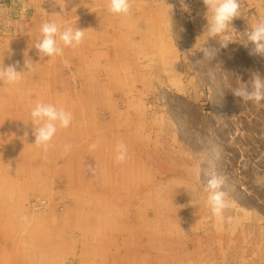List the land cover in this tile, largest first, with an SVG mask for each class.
Returning a JSON list of instances; mask_svg holds the SVG:
<instances>
[{"label": "rangeland", "instance_id": "1", "mask_svg": "<svg viewBox=\"0 0 264 264\" xmlns=\"http://www.w3.org/2000/svg\"><path fill=\"white\" fill-rule=\"evenodd\" d=\"M240 11L235 41L208 59L202 0H130L126 16L106 0H0V68L24 71L0 82V264H264V105L231 92L264 78L244 44L264 0ZM48 21L82 41L41 59ZM36 103L72 114L47 151L32 144ZM212 174L236 220L223 231Z\"/></svg>", "mask_w": 264, "mask_h": 264}, {"label": "clouds", "instance_id": "2", "mask_svg": "<svg viewBox=\"0 0 264 264\" xmlns=\"http://www.w3.org/2000/svg\"><path fill=\"white\" fill-rule=\"evenodd\" d=\"M202 2L206 7L207 20L203 33H206L209 40L216 41L219 47L205 46L200 50L203 52L204 58L214 59L221 48H226L235 41L234 32L236 31L231 22L234 18L241 16L240 0H202ZM106 10L112 14L126 16L130 10V0H106ZM39 31L40 35L33 47L38 50L41 59L62 55L63 48L76 47L84 37L83 29L66 26L61 30V26L56 21L43 23ZM244 36L246 37L245 46L250 42L254 46L253 52L264 56V13H261L258 22L245 31ZM24 67L27 70L30 69L27 60L24 61ZM23 72L17 71L15 66L4 65L0 68V82L14 84L20 80ZM231 92L242 102L264 105V78L255 73L246 83L240 82L238 78L236 86L231 88ZM30 117L32 135L34 136L32 144L45 151H47L57 129L69 127L72 121L71 112L62 106L50 103H36L30 112ZM95 148L96 144L90 145V150ZM126 156V145L119 143L116 147L115 161L123 162ZM222 185V179L215 174L210 175L204 185L206 205L219 231H223L226 225L234 227L236 223L234 217L226 215L227 210L232 207V201L223 190Z\"/></svg>", "mask_w": 264, "mask_h": 264}, {"label": "bare ground", "instance_id": "3", "mask_svg": "<svg viewBox=\"0 0 264 264\" xmlns=\"http://www.w3.org/2000/svg\"><path fill=\"white\" fill-rule=\"evenodd\" d=\"M50 65V64H49Z\"/></svg>", "mask_w": 264, "mask_h": 264}]
</instances>
